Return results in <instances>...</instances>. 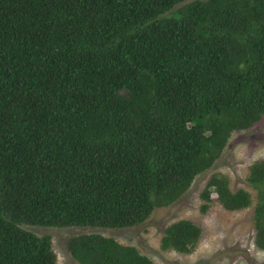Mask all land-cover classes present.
I'll list each match as a JSON object with an SVG mask.
<instances>
[{
	"label": "trees",
	"instance_id": "trees-1",
	"mask_svg": "<svg viewBox=\"0 0 264 264\" xmlns=\"http://www.w3.org/2000/svg\"><path fill=\"white\" fill-rule=\"evenodd\" d=\"M184 1L0 0V264H56L21 224H140L264 115V0ZM247 180L262 248L264 157ZM199 198L236 211L250 193L213 173ZM198 238L178 219L159 247ZM65 246L81 264H155L99 232Z\"/></svg>",
	"mask_w": 264,
	"mask_h": 264
},
{
	"label": "rangeland",
	"instance_id": "rangeland-1",
	"mask_svg": "<svg viewBox=\"0 0 264 264\" xmlns=\"http://www.w3.org/2000/svg\"><path fill=\"white\" fill-rule=\"evenodd\" d=\"M189 1L192 0L184 2ZM261 157H264V115L250 127L233 131L213 165L196 175L190 187L175 201L153 209L140 224L122 228L20 226L37 236L49 237L56 264H81L67 251L65 241L68 236L82 232H99L120 244L134 246L155 264H264V247L256 246L253 241L252 213L256 189L247 180L249 165ZM213 173L227 176L233 191L247 189L249 204L240 210L228 211L212 201L202 211L199 192ZM178 219H188L199 228V238L188 253L159 247L166 225Z\"/></svg>",
	"mask_w": 264,
	"mask_h": 264
}]
</instances>
